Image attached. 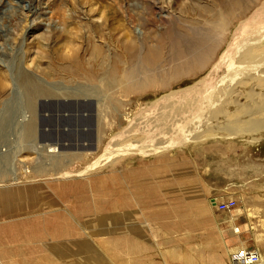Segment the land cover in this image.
I'll list each match as a JSON object with an SVG mask.
<instances>
[{
  "label": "rangeland",
  "instance_id": "obj_1",
  "mask_svg": "<svg viewBox=\"0 0 264 264\" xmlns=\"http://www.w3.org/2000/svg\"><path fill=\"white\" fill-rule=\"evenodd\" d=\"M29 1L0 0V58L5 59L9 64L14 63L12 67L10 66L8 72H10V75L12 74L16 81L20 80V76L24 71L39 74V70L35 69V64L45 68L42 59L44 53L42 47L50 48L48 51H50L51 57H56L59 49L61 50V41L58 34L65 28L72 33L78 32L83 38H86L85 40H82V38L74 40V43L83 50L82 53L85 51L84 54L88 56L86 52L88 48L87 37L94 36L89 28L94 27L95 23L103 21L106 26L108 25L106 31L108 30L110 33L108 35H111L112 39L114 38L112 44L119 53L122 51L121 37L126 31L134 39L137 40L138 38V41L144 46L147 37L148 42L152 43L151 39L155 35L170 27L175 28L177 31H183L188 26L205 29L207 24L203 20L205 19L204 14H200L199 6L200 4L205 5V3L207 6H211L212 2L214 3V0ZM263 2L264 0L259 5H254L255 8L252 7L253 9L251 8L247 12L246 17L235 19L231 30L233 31L238 23L255 15ZM33 4L35 5L33 6ZM38 4L40 7L37 6ZM158 5L163 6L162 11L156 7ZM27 7H31V11L38 12L27 14ZM60 12L66 17L65 22H62ZM262 16L264 17V10L262 15L255 16L257 17L255 20L254 17L252 18L250 26H246L247 33L258 31L257 28L260 24H263ZM134 32L135 35H133ZM225 37L223 44L216 48L211 61L202 71L189 77H183L165 88H147L138 93H130L127 96L116 95L113 101L103 102L98 99L103 93L99 86L96 89L93 87H81L82 89H80V86L78 87L74 82L71 83V90L82 97H68L63 100H79L86 105L90 112V118L86 122L87 124L93 122L95 129L93 148H84L78 143L63 145L57 141L41 140L39 135L41 126L48 129L47 126L52 124L48 113L44 111L34 119L37 125L39 124L37 134L33 137H26L21 130L24 120L21 112L26 109L24 104H21V101L24 100V94L21 92L22 88L17 86V90V88L13 89L8 85L6 91L0 96V187L7 184H19L18 186H20V183L31 185L33 181L34 185L21 194L10 191L12 193L2 199L4 200L3 204H15L17 201L35 203L36 207L31 208L33 211L30 213L32 214L43 211L46 209L45 204L49 203L52 206L50 208L55 210L56 213L47 211L30 217L29 212L25 213L24 210H21L29 218L35 237L31 238L32 241L18 242L13 237L8 236L6 239L1 236L0 264L1 262L5 264V260H8L6 253L12 256L10 259L21 264L30 259L34 264H42L40 259L44 257L47 258L45 262L60 261L59 258L63 257L67 261L74 262L72 264H81L83 257H92L90 253L95 249V246L100 251L95 250L101 254L98 264H173L172 261L176 258L174 248L170 245L155 247L153 241H149V245L148 240L144 237L145 230L142 229L144 226L138 223L137 215L141 209L145 213V219L151 220L150 225L153 229L158 228V225L164 228L167 227L166 232L163 231L166 240L161 241L162 243L166 241L168 244L171 243L169 237L174 228L170 225L175 219L173 214L175 208L174 189L163 191L157 196L148 190L150 186L158 189L157 184L152 182L150 186L146 185L148 191L146 195L142 191L128 194V184L125 178L129 173L128 176H131L132 180L138 177H153L159 174L168 177L176 174L186 175L188 170L189 174L192 171L196 173L197 165L212 169L213 178H218L217 176L221 174L231 180L230 186L238 194L236 207L241 205L247 208L246 211L252 213L247 217V223L253 231V243L256 246L264 247V130L253 135L256 136V139H253L252 135L248 133L233 131L234 134H232L220 129L209 131V134L185 145H168L160 146V148L146 147V149H137L132 146L128 147L127 150H123L124 147H122L118 148V150L120 149L118 151L120 159H116L117 163L113 164V167L109 166L111 164L108 165V160L101 162L99 159L105 154L104 145L113 136L128 127L129 121L133 118L135 120L136 115L138 116L141 110L164 96H176L183 90L200 83L201 78L214 65L217 66L220 57L227 50L229 36L226 35ZM94 39L98 41V44H105L106 42L104 37L100 39L94 37ZM16 61L19 62L21 69L18 68ZM15 63L17 66H14ZM223 73H221L222 76ZM232 73L235 72L232 71ZM58 78L54 77L53 80ZM216 78L219 80L218 77ZM97 83V81L93 82L96 85ZM42 84L43 87L51 88L46 83ZM77 88L79 89L77 90ZM80 90H82L81 93ZM56 101L58 100L43 97L39 98L37 103L47 108ZM219 124L222 123L219 122ZM134 132H131L132 135H127L125 138L130 137L131 142L134 139L145 138L144 134ZM124 140L120 139L117 143L124 142ZM130 140L128 141L130 142ZM36 142L39 145L42 142H56L62 153H65L67 157L71 156L70 159L63 158L65 162V166L62 167L63 171L53 174L47 168L44 171L45 173L42 174L35 171L41 165L38 164V161L44 162L45 160L43 155L34 153L30 148L31 144ZM96 142H99V144ZM129 148L132 150H129ZM95 162H98L95 164L96 167L87 172L83 170V168L89 167ZM67 170L75 173H70ZM109 172L113 173L115 177L111 179L110 184H105L103 190L106 193L110 192V196L107 198L102 197L99 193L98 197H101L99 202H102V205L101 203L98 206L94 204L97 214H88L93 211L92 208H87V206L92 205L94 197L91 198L90 191H88L89 180L86 177L98 173L110 178L111 174ZM13 175L15 178L17 177L15 181ZM16 185L8 187L11 189ZM130 185L133 187V184ZM139 195L145 196L144 207H138L143 202L142 199L139 200L141 197H138ZM126 202L130 204V209L123 208L126 206ZM67 215L71 216V219ZM113 215L116 218L115 222H118L119 225L117 228L112 224L114 221ZM127 216L128 220L126 219ZM75 217H79L81 220L88 219L90 222L97 223L98 226L94 230L76 227L73 221ZM109 217L112 218L111 222H106L105 219ZM69 230L71 235L68 234ZM127 231L130 233L133 231L135 235L139 236L130 238ZM67 234L69 236L63 239L62 246L65 248L61 249V254L49 252V246L46 243L32 245L34 241L43 242L48 238L60 240ZM111 236L119 239L120 246L115 250ZM86 237L91 241L87 243L92 246L88 251L85 249ZM146 244L148 246H145ZM34 247L37 249H34ZM115 251L119 252L121 257L116 256ZM95 255L97 254L95 253ZM178 259L180 260L179 257ZM121 260H123V263H121ZM192 262H194V259Z\"/></svg>",
  "mask_w": 264,
  "mask_h": 264
},
{
  "label": "bare ground",
  "instance_id": "obj_2",
  "mask_svg": "<svg viewBox=\"0 0 264 264\" xmlns=\"http://www.w3.org/2000/svg\"><path fill=\"white\" fill-rule=\"evenodd\" d=\"M261 1L214 0V3L212 2L214 6H207L206 3L205 5L200 4V14H204L205 19L203 20L207 24L205 29L188 26L183 31H177L170 27L155 35L151 39L152 43L148 42L147 37L144 46L138 38L134 39L126 31L121 37L122 51L119 53L112 44L114 38L112 39L111 35H108L109 31H106L108 25L106 26L103 21L89 28L94 36H86L88 56L84 54L85 51L82 53L83 50L74 43V40L80 38L85 40L86 38L78 32H73V35L65 28L58 34L61 50L59 49L56 57H51L48 51L50 48L41 46L44 50L42 59L45 68L34 65L35 69L39 70V74L24 71L20 80L16 81L8 72L14 63L9 64L8 61L0 58V96L6 91L8 85L17 90L18 87L22 88L24 100L21 104H24L27 110H21L24 119L21 130L26 137H33L37 134L39 126L34 119L41 112H47L48 117L67 114L66 110L59 109L57 105L65 101L63 100L65 98L80 96L71 90V83L74 82L75 85L80 86V89L81 87L96 89L99 86L103 93L98 99L103 102L113 101L116 95L127 96L147 88H165L183 77H189L202 71L211 61L216 48L223 44L225 36L228 35L227 50L220 57L217 66L214 65L201 78L203 81L200 80V83L183 90L176 96H164L141 110L135 120L133 118L129 121L128 127L104 145L105 154L99 159L101 162L108 160V165L113 166L119 158L120 149L118 148L124 147L122 149L127 150L132 146L137 149H146V147L185 145L209 134V131L220 129L232 134H234L233 131L248 133L256 139L253 135L264 130V17L262 16L263 24H260L255 33H247L245 29L252 23L253 17L255 20L258 17H255L256 15L263 14L264 2L259 6L255 15L235 25L233 31L231 26L235 19L246 17L247 12L254 5H259ZM37 6L40 7L39 4ZM156 7L160 11L163 10L162 5ZM30 8L27 7V14L38 12L31 11ZM60 17L62 22H65L66 17L63 13ZM94 37L98 39L104 37L105 44H98ZM14 66H17L16 63ZM18 68H22L20 64ZM222 72H224L223 76ZM54 77L59 78L53 80ZM95 81L98 82L97 85L93 84ZM42 83L50 85L51 88L43 87ZM43 97L58 101L54 102V107L45 108L37 103L39 98ZM43 127L41 126V129L44 131L51 129V125L47 126L48 129ZM134 131L144 134L145 138L134 139L132 142L130 137L125 138L127 135H132L130 133ZM40 139L52 140L48 136L40 137ZM120 139H125L126 143H117ZM99 142L96 143L99 144ZM118 145L123 146L118 147ZM30 148L34 153L45 157L44 162L38 161L41 165L35 169L41 174L45 173L46 168L52 174L63 171L62 167L65 166L63 158L70 159L71 157L62 153L56 142H42L40 145L36 142L31 144ZM97 163L83 170L87 172L96 167ZM68 172L75 173L71 170ZM16 178L14 176V181ZM239 251H245V249Z\"/></svg>",
  "mask_w": 264,
  "mask_h": 264
},
{
  "label": "crops",
  "instance_id": "obj_3",
  "mask_svg": "<svg viewBox=\"0 0 264 264\" xmlns=\"http://www.w3.org/2000/svg\"><path fill=\"white\" fill-rule=\"evenodd\" d=\"M188 171H186V175L176 174L171 177L166 175L162 176L159 174L153 177H138L132 180L131 176H128L130 173L126 176L125 181L128 184V194L131 192L135 193L136 191L140 193L142 191L143 194L146 195L148 193L146 185L150 186L152 182L157 184L158 189H154L150 186L148 187V190L157 196L163 191L174 189L175 208L173 214L175 219L170 225L174 228L173 233H171L169 237V241H171V243L168 244L167 241L162 243L163 240H166V236H163V231L166 232L167 227L164 228L161 227V225H158V228L153 229V227L150 225L151 220L148 218L145 219V213L143 210L140 209V213L137 215L138 223L144 226L142 229L145 230L144 237L148 240V244L150 245L149 241H153L155 243V247H166L168 245L172 246L174 248V256L176 257L175 260L172 261L173 264H234L233 256L241 249H257L259 251H264V247L256 246L253 243V231L250 229L247 223V217L249 216L247 212H250L246 211L247 208L240 205L229 211H219L216 207L217 202L226 201L228 199H234L237 202L236 198L238 197V194L236 190L231 188V180L221 174L217 176L218 178H213V171L207 166L201 167L197 165L196 173L192 171L189 174ZM109 173L111 174L110 178L104 177L98 173L86 177V179L89 180L88 191H90L91 198L94 197V200H92V205L87 206V208H92L93 211L88 214H97V209L94 208V204L98 206L101 203L102 205V202H99V199L101 198L98 197L99 193L102 197L107 198L110 196V192L106 193L103 190L105 184L107 183L108 185V183L111 182V179L115 177L113 173ZM28 183L30 184L31 182ZM130 184H133V187H131ZM10 185L16 184H7L3 187H0V242L2 241L1 236L6 239L8 236L13 237L18 242L32 241L31 238L35 237V232L32 228V224L29 222V218L25 216V213L32 212L33 210L31 208L36 207L34 205L35 203L17 201L15 204H3L4 200L2 199H4L5 196L10 195L12 192H18L19 194L24 193L34 185V181L31 185H28L27 183H20V186L17 184L16 187H12L11 189L8 187ZM172 186L174 187L172 188ZM138 197H140L139 200L142 199L141 201H143L141 204H139L141 206L138 207H144L145 196L139 195ZM127 203L128 202H126V206L123 207L124 209L130 207V204ZM50 207L52 206L49 203L45 204L46 209L37 213L43 214L47 211L56 213L55 210H52ZM21 210H24L25 213H22ZM63 211H65V209H63ZM15 212L17 213L12 214ZM37 213H30V217L35 214L37 215ZM251 214L252 213L250 212V215ZM68 217L70 218L71 216ZM113 218V226L116 228L119 227L117 224L118 222H115L116 218L114 215ZM111 219L112 218L109 217L105 219V221L111 222ZM126 219L128 220V216ZM73 221L75 222L76 227L79 228L84 227L88 228L89 230H94L98 226L97 223L90 222L88 219L81 220L79 217H75ZM235 229H237V231ZM132 233L134 232L132 231L130 233L127 231V234L130 236V238L132 236L133 238L139 236L135 235V233ZM68 234L71 235L70 230L68 231ZM68 234L60 240H51L48 238L43 242L34 241L32 245L35 243H46L49 246V252L61 254V249L65 248L62 246L63 239L68 237ZM88 237L85 238V249L87 251L90 249V247H92L89 245V243H87L91 242L88 240ZM112 241L115 250V248L120 246L119 239L118 237L113 236ZM148 244L145 246H148ZM35 248L36 247H34V249ZM95 249L100 251L96 246ZM95 249H93V251L90 253L92 257L87 256L82 258L81 264L99 263L101 254ZM120 249H122V247H120ZM119 252L115 251V255H119L121 257ZM95 253L97 255H95ZM6 255L8 260H5V264H21L10 259L12 256L9 253H6ZM45 259L47 258L44 257L43 259H40L42 264L74 263L72 261L63 259V257L59 258L61 262L56 260L45 262ZM193 259L194 262H192ZM31 260L32 259L27 260L22 264H34ZM121 263H123V260H121Z\"/></svg>",
  "mask_w": 264,
  "mask_h": 264
},
{
  "label": "water",
  "instance_id": "obj_4",
  "mask_svg": "<svg viewBox=\"0 0 264 264\" xmlns=\"http://www.w3.org/2000/svg\"><path fill=\"white\" fill-rule=\"evenodd\" d=\"M54 106L53 103L51 107ZM57 106L59 109L66 110L67 114L50 117L51 129L49 131L41 129L40 137H51L53 141L63 145L78 143L84 148H93L95 129L93 122L91 124L86 122L90 118L86 105L79 100L66 99Z\"/></svg>",
  "mask_w": 264,
  "mask_h": 264
},
{
  "label": "built area",
  "instance_id": "obj_5",
  "mask_svg": "<svg viewBox=\"0 0 264 264\" xmlns=\"http://www.w3.org/2000/svg\"><path fill=\"white\" fill-rule=\"evenodd\" d=\"M236 205L237 202L234 199L216 203V207L219 211H229L235 208ZM233 262L235 264H264V251H259L257 249L238 251L233 256Z\"/></svg>",
  "mask_w": 264,
  "mask_h": 264
}]
</instances>
